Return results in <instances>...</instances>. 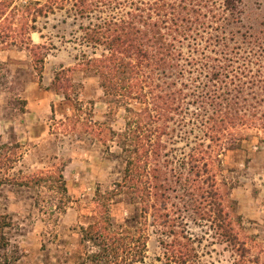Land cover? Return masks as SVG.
<instances>
[{"label":"rangeland","instance_id":"1","mask_svg":"<svg viewBox=\"0 0 264 264\" xmlns=\"http://www.w3.org/2000/svg\"><path fill=\"white\" fill-rule=\"evenodd\" d=\"M35 1L54 8L36 29L10 9L0 25V157L12 159L0 164V215L16 264H74L81 227L102 213L97 193L134 158L141 195L107 206L115 225L146 224L147 264L181 242L188 264H264V0H87L84 15L74 0ZM97 26L126 27L149 55L123 57L147 96L132 113L90 65L110 55L86 40Z\"/></svg>","mask_w":264,"mask_h":264},{"label":"trees","instance_id":"2","mask_svg":"<svg viewBox=\"0 0 264 264\" xmlns=\"http://www.w3.org/2000/svg\"><path fill=\"white\" fill-rule=\"evenodd\" d=\"M17 1L20 0H0L1 27L9 22V9L10 12H14L15 16L18 17L20 21L18 25H21V30L36 29L34 25L31 26L29 23L36 22L39 17L54 13L53 3L42 5L38 1L28 0L18 5ZM59 1L54 0L53 2L57 3ZM74 1L76 10L80 15H84L89 11L87 0ZM29 17L31 18L29 19ZM106 25L110 26V23ZM103 29L104 26H97L96 29L91 27L86 29L89 32L86 37L87 41L105 45L107 50L110 51L108 57L93 59L90 65L102 79V88L115 96H121L124 99L126 111L132 113L131 101L141 100L140 97L145 100L147 96L140 94L139 98H137V93L133 89L137 85L129 80L130 77L136 75V71L123 57L128 55L127 57L129 58L136 57L139 60L140 56L147 59L149 55L146 54V51H140L139 47H135L132 42L133 35L127 31L126 27L121 26L112 31L111 28H108V32L111 31L112 33L106 36L104 34L101 35ZM35 48L37 49L38 47ZM39 62L42 63L43 59L39 60ZM121 75L125 76L121 78ZM60 80L61 74H57L54 85L59 83ZM138 87L140 88L139 84ZM126 88L128 89L127 92H118V90ZM134 159L128 160L123 182L116 184V189L104 194L101 192L97 193V203L102 208V213L90 225L81 227V239L73 255L74 264H147L148 238L145 234L146 224L138 222L136 218H131L124 225H115L112 222L109 207L107 206L113 197L118 196L120 193L128 194L130 189L132 194H138V197L141 195L143 188L138 185L141 175L140 167ZM4 160L9 162L12 159L1 156L0 164ZM45 176L44 173L42 176H33L25 183L26 185H41L46 181ZM57 180L60 189L67 191L62 173L59 174ZM0 185H2L1 181ZM103 200L104 202H102ZM151 208H154V206H151ZM11 227L12 222L9 218L6 215H0V264H16L20 260L19 250L12 245L9 238ZM226 238V242L232 244V246L237 244L236 238L229 236H226ZM193 250L187 243L172 244L165 255L166 262L158 261L161 264H188L191 259L195 258Z\"/></svg>","mask_w":264,"mask_h":264}]
</instances>
